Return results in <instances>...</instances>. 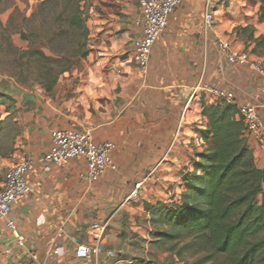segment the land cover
<instances>
[{"label":"crops","instance_id":"1","mask_svg":"<svg viewBox=\"0 0 264 264\" xmlns=\"http://www.w3.org/2000/svg\"><path fill=\"white\" fill-rule=\"evenodd\" d=\"M226 2L185 0L154 46L147 73L133 59L132 44L140 34L135 25L139 7H134L128 12L130 25L120 23L118 34H106L98 50L90 52L75 86L48 93L8 82L12 91H0L12 98L13 112L11 144L0 148V170L6 173L25 159L36 162L29 176L32 192L13 205L10 215L26 247H18L1 222L0 264H121L118 255L129 244V226L144 215V202L137 204L133 194L147 182L144 172L176 171L180 177L185 169L180 142L193 140L201 100L213 103L207 88L233 92L238 106H256L264 117V79L250 68L229 66L213 47L229 40L237 51H252L251 31L255 39L264 36L260 3L258 23L248 22L235 35L224 34L229 25L216 23L218 9ZM235 2L230 0L231 6ZM207 4L214 18L211 26L205 22ZM247 26L252 30L242 33ZM106 31L98 34L111 30ZM1 107L5 126L10 112ZM84 129H92L97 142L116 145L117 171L87 183L80 178L85 161L73 160L45 173L41 162L50 149L51 133ZM248 142L259 157L257 166L263 168V156ZM3 181L4 176L0 189ZM79 247H98L100 253L91 260L78 259Z\"/></svg>","mask_w":264,"mask_h":264},{"label":"rangeland","instance_id":"2","mask_svg":"<svg viewBox=\"0 0 264 264\" xmlns=\"http://www.w3.org/2000/svg\"><path fill=\"white\" fill-rule=\"evenodd\" d=\"M43 1L45 0H0V91H12L13 88L10 89L12 85L9 83L32 88L38 86L46 91L42 83L52 80L51 73L55 74V71H61L69 66L65 59L72 61L77 58V41L79 39L72 34L58 35L60 29H66L67 19L76 11V2L66 4L57 1L41 7L40 4ZM140 1L82 0L79 2V10L86 17L89 28L87 48L90 51L98 50L102 37L106 34L108 36L118 34L120 23L125 26L130 25L132 15L128 12L131 8H138ZM257 3V0H236L231 6L230 0H227L218 9L216 23H222V26L229 25L224 30V34L230 33V31H233L232 34L235 35L240 34L241 26L248 22L258 23ZM106 29L108 30L106 31ZM101 30L103 32L111 31L98 34ZM236 31L238 32L236 33ZM21 33H25L29 39H21ZM233 43L235 44V42ZM213 47L218 49V41ZM32 49L40 51L45 57L51 58L55 62L40 61L39 59L25 62L26 58L22 56V52ZM247 52L253 55L251 51ZM85 60L81 59L78 62L73 60L69 72L59 76L55 85L56 91L61 93L68 90L69 86L77 84V79H79L77 77L85 71ZM209 96L212 101H217L211 94ZM1 106H5L10 112V119L5 121L6 125L2 126V122H0V148H3L4 143L9 147L12 139V101L0 99V118L3 116L1 113L3 107ZM190 110L194 113L195 107ZM262 119L264 120V117ZM196 121L192 125L194 127L193 140L190 143L180 142L183 147L180 151L183 154L182 159H184L185 165L182 168L188 167L190 171H192L191 162L196 158V155L206 151L212 143L210 140L201 139L199 131L203 128L199 115ZM260 154L264 158V154ZM259 162L258 157L256 164L258 165ZM4 174L5 171L0 170V181ZM145 179L147 182H144V187L141 186L138 192L133 194L137 204L144 202V215L135 224L129 226V244L126 245V251L118 255L119 263L131 264L138 259L143 264H232L226 255L204 251L195 244L192 237L184 234H181L177 240L159 242L153 236L154 233L168 230L166 227L155 226L149 222V214L145 210V205H156L159 202L172 204L173 201H178L182 192V188L179 187L182 181L181 177H177L176 171L162 170L144 172Z\"/></svg>","mask_w":264,"mask_h":264},{"label":"trees","instance_id":"3","mask_svg":"<svg viewBox=\"0 0 264 264\" xmlns=\"http://www.w3.org/2000/svg\"><path fill=\"white\" fill-rule=\"evenodd\" d=\"M57 1L76 2V11L58 35L76 36L77 58L73 60L86 59L91 51L87 48L86 17L78 5L82 0H45L40 6ZM258 2V17L264 24V0ZM251 30L250 26L241 28L242 33ZM21 39L29 38L21 33ZM249 41L255 43L251 53L263 57L264 36L255 39L251 31ZM22 56L25 62L31 59L55 62L35 49L22 52ZM65 60L69 66L52 72V80L42 83L48 93L54 90L59 76L71 69L73 60ZM1 98L12 101L6 95L0 94ZM200 119L201 139L212 143L196 155L191 162L192 171L187 167L180 173L182 192L178 201L145 205L149 222L168 230L156 231L153 236L159 242H167L184 234L204 251L226 255L232 264H264V166L259 168L256 164L254 149L249 145L236 105L202 99ZM131 264L143 263L136 259Z\"/></svg>","mask_w":264,"mask_h":264},{"label":"built area","instance_id":"4","mask_svg":"<svg viewBox=\"0 0 264 264\" xmlns=\"http://www.w3.org/2000/svg\"><path fill=\"white\" fill-rule=\"evenodd\" d=\"M184 1L141 0L139 2V18L135 25L140 34L132 44V51L134 62L142 73L148 71L153 48L168 27L170 16ZM213 20V14L207 4L206 25L211 26ZM218 49L221 57L229 66L250 68L261 79H264V57L253 58V55L247 51H237L229 40L219 41ZM207 89L216 100L237 105L233 92L218 87H208ZM237 112L244 124L246 136L257 151L264 154V120L260 116L258 108L252 105H237ZM115 149L116 145L113 142H97L92 129L55 130L51 133L50 149L44 155L41 165L45 173H50L54 169L66 167L73 160H83L86 170L80 174V178L87 183H93L107 173L117 171L113 157ZM35 166L34 159L22 160L5 173L0 189V223H6L7 230L20 248L26 247L25 239L10 215L13 205L31 194L29 176ZM9 252L10 250L6 251V253ZM99 253L98 247H79L76 257L82 260H91ZM55 254H58V251H55ZM32 258L36 259L37 257L32 255Z\"/></svg>","mask_w":264,"mask_h":264}]
</instances>
